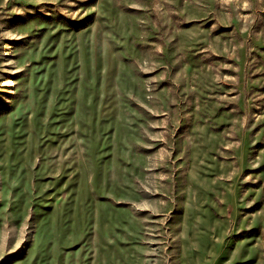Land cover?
I'll use <instances>...</instances> for the list:
<instances>
[{
    "label": "rangeland",
    "instance_id": "obj_1",
    "mask_svg": "<svg viewBox=\"0 0 264 264\" xmlns=\"http://www.w3.org/2000/svg\"><path fill=\"white\" fill-rule=\"evenodd\" d=\"M0 264H264V0H0Z\"/></svg>",
    "mask_w": 264,
    "mask_h": 264
}]
</instances>
